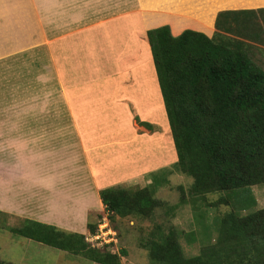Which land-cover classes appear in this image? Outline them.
Instances as JSON below:
<instances>
[{"label": "trees", "instance_id": "trees-1", "mask_svg": "<svg viewBox=\"0 0 264 264\" xmlns=\"http://www.w3.org/2000/svg\"><path fill=\"white\" fill-rule=\"evenodd\" d=\"M252 19L258 20L263 30L257 39L245 41L241 27ZM146 37L164 110V135L173 143L174 163L168 170L190 178L186 196L193 204L198 201L201 209H214L216 214L212 220L206 219L201 231L188 236L173 228L163 233L159 226L140 246L152 264H264V207L251 210L256 202L252 199L249 208L231 210V197L225 196L264 185V70L251 58L260 51L264 58V9L218 12L210 37L192 30L175 37L168 26L148 30ZM2 88L0 99L10 101L8 87ZM19 97L30 101L26 94ZM139 125L149 131L155 128L147 122ZM152 179L137 190L111 186L99 191L114 232L116 224L111 225L117 218L137 216L145 220L162 206L154 194L156 177ZM178 190L179 204L184 205L185 192L181 186ZM213 194L218 198L209 201ZM218 206L229 210L218 215ZM88 213L87 233L95 235L99 222L93 218L95 212ZM194 214L204 218L203 211ZM27 223L9 228V232L58 246L94 264H120V257L126 255L124 250L118 254L112 243L102 249L90 246L82 235L32 220ZM181 236L188 244L198 240L199 252L186 256ZM0 264L11 263L0 260Z\"/></svg>", "mask_w": 264, "mask_h": 264}, {"label": "rangeland", "instance_id": "rangeland-1", "mask_svg": "<svg viewBox=\"0 0 264 264\" xmlns=\"http://www.w3.org/2000/svg\"><path fill=\"white\" fill-rule=\"evenodd\" d=\"M154 1L155 4L151 2L148 7H145V9L141 7L133 8L132 11L136 12L132 13L131 17L136 16V18L134 19L135 25L139 24V19L151 20V17L154 16L162 18V20L158 22L160 24L167 22L164 17L167 16V14L168 17H170L171 15H169L170 13L164 12L166 11L165 9H168V7L172 6L173 4L168 2V5L162 6L160 0ZM165 1L166 0H162V3H164ZM91 2H93L91 6L96 9L95 14L98 15L101 11L103 13H105L106 11L108 12L109 8L106 4L112 2V0H0V11L6 12L7 10H9V13L7 15L8 19H12L13 17L17 18L16 14L19 13L20 15H18V18H25L24 25L27 29L26 37L31 36V40L34 39L29 43H24L21 47H17L16 49L10 48L5 51L2 50L1 53H4V55L0 58V89L2 87H8L10 91L8 92L10 94V101H4L0 99V127L3 125L2 119L6 117L4 119L6 120L9 116L10 119H7L9 128L6 129H11L10 134L8 135L9 140H6L5 146H3L4 148H8L7 143L9 142L10 144L14 145L12 147L9 144L11 152L10 149H7L9 150V152H7L8 156H6V158H8L9 160L6 159L4 165L3 147L1 143L2 139L0 136V192L4 196L2 199L0 198V202L3 204L5 202V199L8 198L6 196V187L2 186L3 182L1 181V177L3 175H7L8 177H10L7 180L9 185L8 193L10 195V197L7 199V204H11L10 206L15 207L17 210V216L15 214V216L6 214L2 211L0 213V260L6 261L7 263L94 264L81 257L72 256L66 250L60 249L58 246L36 242L34 240L25 238L23 236L14 235L9 232V228H20L22 226H26V224H28V220L36 221L43 225H49L47 223L54 222L53 224H56L57 227L65 231V233L69 232L82 235L85 241H89L90 246H96L103 249L105 247L104 245H110L112 243L113 245H115L114 249L118 251V254L120 250H124L126 252L125 256L120 257V264H152L147 256L146 250H144L140 246V242L144 238H146L149 233L156 230L155 228H158L160 226L161 232L163 233H166L167 228H173L178 232L183 233V235L186 234L188 236L191 234H196L197 232H199V230L201 231L204 228L203 225L205 226V224H207L206 219L212 220L213 215L216 214L214 209H201L199 207L198 201L195 202L196 204H193L191 202L192 199L190 198V196H186V192H188L191 187V179L187 178V176L169 171L168 169H171V166L166 169L159 170L155 173H152L153 171L143 172L139 168L138 164H128L126 159H122V157L124 156L121 154V152L122 150H126L125 148H127V141L123 140L124 134L126 135L127 132L129 133L131 131L132 134L130 135V141L128 144H130L135 149V151L138 150V152H145V154L139 155L146 156L145 160L151 164L150 168H155L154 166L158 165L157 169H160V165L164 164V160H166V163L168 164H171L174 161L173 151H171V153L169 151L172 149L173 143L169 141V143L164 142L161 145V143L158 142L160 141L162 136L158 133H151L157 128L160 123V121L157 120L164 119V116L162 115L163 109L161 110V112H156L158 110V108H156L155 113L152 114L150 108L148 107L149 113L146 116H142L136 114V110L134 109L133 105H129L127 109H122V111H125L127 113V116L129 117V120L121 125V127H123L122 134L117 131V128L111 127L112 135L118 138L119 141L116 140L117 142H111V144L108 145L106 143H102L101 146H110V148L108 149H110L114 153L116 160L113 162V165L111 166L112 168H114V164L118 161V163L123 165L122 167H124V172H128L125 173L126 175H124L123 173L120 175L121 180L119 181V183H124V181L129 177H139L138 179L133 180L131 184H121L120 186L122 188L129 190L141 189L147 186V184H145L146 181H153L152 178L156 177L155 181L157 182L158 186H154L156 188L154 194L156 198H158L162 202V206L155 211L154 215L151 218L145 220L137 216H128L123 220H119V218H117L116 222L112 223L111 225L113 227V224H116V227L118 229V231L117 229L115 230V232L117 231L116 234H118V238L116 239L115 232L110 228L109 223H107L108 226H106V221L108 222V220L107 213L104 211V208L95 211L93 209H96V207L93 205V202H90L87 205L84 202H78L79 197L77 196V194L73 195L70 191L58 189L56 197H47L48 202L50 200H57L56 205L58 206L55 208V210L54 208L50 209L53 217H49L51 216L49 215V208L47 211L39 210V212H37L35 216H33V214L28 211L29 208L33 210V206L39 207L37 201H44L42 197H36L34 199V197L31 195V197L27 199L28 204H26V201L24 199L20 200L19 197H17L18 191L21 192L24 189L29 190L28 187L30 182L29 180H25L24 185H22L20 184V181L16 183V181L13 180V177H16V179H18V174H20V172L18 171V165L22 164L24 162L22 160H25V158L22 156L18 157L15 153L19 142L18 136L16 135V132L18 131V123L17 120L12 119L17 118L19 111L26 110L28 114L29 111L33 110V108L23 107L28 102L61 98L60 92L57 89V80L55 76L56 74L53 71L50 63V41L55 38H61L60 40L65 41V43L66 41L72 40V38L76 36V34L73 35L72 33L78 31V29L74 25H84L87 20H89V22L90 20H93V15L85 11V7H83L90 4ZM180 2L182 5L185 4L186 7L185 10L183 9L186 15L184 16V13L180 14V17L186 18V24L184 25L183 31L197 30L196 32L203 31L202 33L212 32V16L215 11L221 9L240 10L239 8L258 9L261 8L260 6H264V0H180ZM126 3H129L130 5L132 4V1L122 0V5H125ZM108 6H112V3L108 4ZM176 6L178 5L176 4ZM176 6L175 9L173 7H171V9H177L178 11L182 10ZM75 9L84 10L83 13H80V11H75ZM73 10L74 12L69 14V11ZM193 13L195 14L192 15ZM17 22L18 20L15 21V24ZM258 23V20L252 19L247 21L245 25L241 27L243 29L240 32L242 36L245 37H242L243 40L251 41V39H257L261 35L263 29L260 27V25L262 24L259 25ZM16 26L18 32V24H16ZM139 31H141V27ZM68 34L69 36L67 37V39L69 40H66L65 36ZM171 35L175 36L172 33ZM249 53L253 54V50L252 53ZM261 53V51L258 53L255 52L253 57L251 55V58L255 64L259 65L264 70V63L261 64L259 62V59L261 61H264V58L260 56ZM142 58L144 57L142 56ZM144 59L149 60L147 56ZM144 64H146L147 67L152 66L149 61H145L143 65ZM24 94L27 95V98H29L30 101H21L24 98L19 96H24ZM141 120L152 121L151 123L155 128H153V130H151L150 132L146 131L145 128L139 125V122ZM12 130L14 131V133ZM1 131H3V129ZM158 132L161 133V130H158ZM3 133L5 132L3 131ZM26 135H30L28 130H26ZM120 141H122V144ZM162 153L164 154L160 155ZM128 154L129 151L126 150L125 156L128 157ZM47 156V158H49L50 156L49 159L53 163L51 169L61 170L62 174L64 175L63 180H65L66 178V173H68V176L70 175V164L74 163V166L76 164L79 166L81 162L85 161L88 163L89 161L85 158L83 152L75 155L74 160L70 161V164H67L69 163L67 157L61 155L59 152L54 155V152L52 150V153L48 154ZM92 158L96 160L95 162H98V158L96 156L93 155ZM163 158L164 160L162 161V163L160 161ZM30 160L31 159L27 157L26 163ZM142 161H144L142 158L141 160L138 159V162L141 163V168H144V166L142 165ZM89 163L91 162L89 161ZM21 170L24 169L22 168ZM21 179H25V177L23 176V178ZM60 180L62 181V179ZM59 184H62V182H60ZM63 186L64 185L60 186L59 188H62ZM179 186H181L183 192H185L186 204L184 205L179 204ZM236 192L237 193L234 192L235 194L226 193L225 195L231 197V205L229 206V209L235 211L245 210L251 206L250 200L252 199L256 202L254 208H252L251 210H256L258 208L264 207V185L256 186L253 188H246ZM236 195L239 197V199L235 198ZM67 198L70 201L69 205L65 203L67 201ZM217 198V194L210 195L209 201H214ZM9 201L12 203H10ZM1 203L0 207L3 206ZM17 204H19L20 206H17ZM68 208L72 209L76 214H70L72 212L69 211ZM88 209H90L91 212H95L93 213V218L97 222H99V224H101L100 227L98 224V229L101 230L104 227L108 228V230H102L103 232L101 231V238L96 244L94 243L95 238L89 237L86 229V222L89 213L86 214V217L83 216V218L76 217V215L80 213L83 214V212L87 211ZM229 209H227L225 206H218L217 213L219 215V213H222ZM77 211H79V213ZM197 211H203V219L194 214V212ZM45 212L47 214L46 216L44 214ZM55 217L56 219H54ZM39 227L42 231L43 227ZM46 231L49 233L54 232L53 230ZM201 234H204V232L202 231ZM53 241L57 242L56 239ZM179 242L186 256H192L199 252L200 246L198 240L195 243L188 244L185 237L181 236L179 238ZM92 243H94V245Z\"/></svg>", "mask_w": 264, "mask_h": 264}, {"label": "crops", "instance_id": "crops-1", "mask_svg": "<svg viewBox=\"0 0 264 264\" xmlns=\"http://www.w3.org/2000/svg\"><path fill=\"white\" fill-rule=\"evenodd\" d=\"M131 1L132 4L130 5L129 3L122 5V0H112V2L108 3H112V6L106 4L109 8L108 12L103 13L101 11L98 15L95 14L96 9L91 6L95 1L83 6L85 7V11L93 15V20H90V22L87 20L84 25H74L78 31L72 34H76V36L72 40L66 41V43L60 40L61 38H55L50 41V63L56 74L57 89L60 92L61 98L28 102L23 107L33 108V110L29 111L28 114L26 110L19 111L17 118L12 119L17 120L18 123L16 135L19 142L15 153L18 157L22 156L25 158V160H22L24 162L18 165V171L20 172L18 179L13 177V180L16 183L20 181L22 185H24L25 180H29L30 182L29 190L18 191L17 197L20 200L24 199L26 204H28L27 199L31 195L34 199L36 197L44 199V201H37L39 207L33 206V210L31 208L28 209L33 216L39 210L47 211L49 208V215H51L49 217H53L50 209L54 208L55 210L58 206L56 205L57 200H50L48 202L47 197H56L58 189L70 191L73 195L77 194L79 197L78 202H84L86 205L93 202V205L96 207L93 210L97 211L104 208L99 199V191L101 189L112 185L131 184L133 180L139 178L129 177L124 183H119L121 180L120 175L122 173L126 175L125 173L128 172H124L123 165L118 163V161L114 164V168L111 167L116 160L114 153L108 149L110 146L105 147L101 146V144L106 143L108 145L111 142L119 141L118 138L112 135L111 127L117 128V131L122 134L123 127L121 125L129 120L127 113L124 111L125 115L122 109H127L129 105H133L136 114L142 116H146L149 113L148 107L152 114L155 113L156 108H158L156 112H161L163 109L146 32L159 26L167 25L173 35L181 34L186 24V18L180 17V14L184 13L186 7L185 4H181L180 0H166L164 3L160 0L162 6L168 5V2L173 4L168 9H165L164 13H170L169 15H171L168 17L167 14L164 17L167 22L161 23V25L158 22L162 18L154 16L151 17V20H140L138 18L140 22L138 25H135L134 19L136 16L131 17L132 13L136 12L132 11L133 8L141 7L145 9L151 2L155 4V1ZM175 6L182 10H174ZM171 7L174 9H171ZM260 7L258 9H264V6ZM84 9H75V11L83 13ZM239 9L247 10L255 8ZM234 10L238 9L215 11L212 16L213 30L212 32H204V34L209 37L212 36L214 21L218 12ZM73 12L74 10L69 11V14ZM8 13L9 10L6 12L0 11V58L4 55V53H1L2 50L16 49L24 43L26 44L34 40H31V36L26 37L25 18H18V15H20L18 13L16 14L17 18L8 19ZM17 20L18 32L15 24ZM140 27L141 31H139ZM68 36L69 34L65 36L66 40H69L67 39ZM142 56L144 58L147 56L149 60L142 58ZM145 61H149L152 66L147 67L146 64L143 65ZM162 115L164 116V112ZM4 119H2L3 125L0 127V136L3 147V164L5 165V160H9L6 158L8 156L7 152H9L7 149H10V145L12 147L14 145L9 142L7 143L8 148H4L5 141L9 140L8 135L11 130L6 129L9 128L7 119H10V117L8 116L6 120ZM157 121H160V123L151 133H158L162 136L158 142L161 145L164 142L169 143L170 140L165 138V130L162 127L164 119ZM140 122L151 123L152 121L141 120ZM158 128H161V133L158 132ZM2 129L6 134L1 131ZM26 130L29 131V136L26 135ZM145 130L150 132L147 129ZM131 134V131L127 132L126 135L124 134L123 139L127 141L128 149L125 146L124 148L129 151L130 155L128 154V157L125 156L126 150H122L121 152L124 156L122 159H126L128 164H138L141 171H153L152 173L166 169L172 165V163H166L167 161L163 158L160 162L164 160V164L160 165V169H157L158 165L154 166L155 168H150L151 164L145 160L146 156L139 155L145 154V152H138V150L136 152L128 144ZM120 142L122 144V141ZM52 150L54 155L59 152L61 155L67 157L69 161L67 164H70V161L74 160L75 155H78L80 152H83L85 158L91 163L83 161L79 166L77 164L74 166V163L70 164V175L68 176V173H66V178L63 180L64 175L61 170L51 169L53 163L49 159L50 156L47 158V155L51 154ZM169 151L171 153L173 149ZM93 155L98 158V162H95L96 160L92 158ZM27 157L31 160L26 163ZM141 158L144 160L142 161L144 168H141V163L138 162V159L141 160ZM22 168L24 170H21ZM23 176L25 179H21ZM8 178L10 177L3 175L1 181L3 182L2 186L6 187V196L9 198ZM59 181L62 184H59ZM150 183L151 180L146 181L145 184L148 185ZM59 185L64 186L59 188ZM0 194V198L2 199L4 196L1 192ZM8 198L5 199L3 204L0 202L3 205L0 207V212L17 216L16 208L11 207V204H7ZM65 203L69 205L70 201L68 198ZM17 206L20 205L17 204ZM88 210L83 212V214H78L79 216L76 215V217H86V214L91 211ZM69 211L72 212H69L70 214H76L72 209H69ZM77 212L79 213V211ZM44 214L45 216L47 215L46 212ZM53 223L47 224L57 227Z\"/></svg>", "mask_w": 264, "mask_h": 264}, {"label": "built area", "instance_id": "built-area-1", "mask_svg": "<svg viewBox=\"0 0 264 264\" xmlns=\"http://www.w3.org/2000/svg\"><path fill=\"white\" fill-rule=\"evenodd\" d=\"M105 219H106V218H105ZM103 222H104V221H103ZM107 223H108V222L106 221V224H107ZM100 225H101V224H99V227H100ZM106 226H108V224H107ZM102 230H103V231H104V230H108V228H107V227H104V228L101 229V230L98 229V232H97L95 235H92V236L90 235V236H89V237H93V238H95V242H94L95 244L99 242V240H100V238H101V237H100V234H102V232H103ZM109 230H110V229H109ZM101 231H102V232H101ZM110 231H111V230H110ZM107 236H109V235H107ZM112 238H113V237H112ZM87 241H88V240H87ZM88 242H89V241H88ZM94 243H92V244L94 245Z\"/></svg>", "mask_w": 264, "mask_h": 264}, {"label": "clouds", "instance_id": "clouds-1", "mask_svg": "<svg viewBox=\"0 0 264 264\" xmlns=\"http://www.w3.org/2000/svg\"><path fill=\"white\" fill-rule=\"evenodd\" d=\"M89 236H90V234H89ZM92 236V235H91ZM87 242V241H86Z\"/></svg>", "mask_w": 264, "mask_h": 264}]
</instances>
